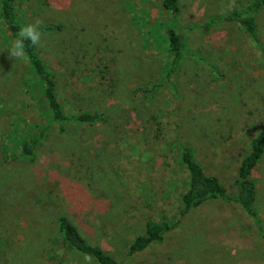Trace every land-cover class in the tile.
<instances>
[{"label":"rangeland","instance_id":"rangeland-1","mask_svg":"<svg viewBox=\"0 0 264 264\" xmlns=\"http://www.w3.org/2000/svg\"><path fill=\"white\" fill-rule=\"evenodd\" d=\"M248 1L178 0L185 45L166 82L161 0H14L23 26L41 21L36 50L67 119H50L0 22V264H97L62 243L58 215L115 264H264V236L236 203L177 214L186 173L176 137L233 195L237 162L264 125V58L219 20ZM254 19L264 44V7ZM77 107L103 120L75 122ZM250 176L264 230V152ZM168 220L161 241L127 253L145 224Z\"/></svg>","mask_w":264,"mask_h":264},{"label":"trees","instance_id":"trees-1","mask_svg":"<svg viewBox=\"0 0 264 264\" xmlns=\"http://www.w3.org/2000/svg\"><path fill=\"white\" fill-rule=\"evenodd\" d=\"M161 3L170 19V29L167 30L166 40L168 66L164 76V81L167 82L180 65L182 49L185 45V35L182 31L186 26L179 19L178 0H161ZM262 7H264V0H249L241 9L231 10L220 17L219 20L235 22L242 29L247 40L254 44L256 50L264 58V44L256 30L254 19L256 12ZM0 22L9 38L14 42L17 39L19 29L24 27L15 9L14 0H0ZM25 54V61L32 71L41 96L45 100L50 119L53 121L66 120L64 106L57 96V84L54 74L41 60L36 46L31 45L28 41H25ZM74 112L72 119L75 122L91 125L103 120L102 115L96 111L83 110L77 107ZM176 139L179 146V163L186 173L184 189L179 196L178 216H185L192 208L209 200L219 199L223 202H234L252 219L259 233L264 236V230L260 226L259 217L253 205L255 187L250 176L264 152V125L255 132L247 144L245 153L241 155L237 162L233 180L235 186L233 195L227 193L215 174L205 171L204 167L196 160L193 149L189 144L177 137ZM36 140V138L31 137L21 142V151L24 156L32 155ZM56 222L60 239L66 247L80 254H87L97 264H115L114 259L106 254L97 242L85 238L67 216L58 215ZM174 224L169 220L145 224L143 232L137 234L128 244L127 253H139L146 249L151 242L161 241L164 233Z\"/></svg>","mask_w":264,"mask_h":264},{"label":"clouds","instance_id":"clouds-1","mask_svg":"<svg viewBox=\"0 0 264 264\" xmlns=\"http://www.w3.org/2000/svg\"><path fill=\"white\" fill-rule=\"evenodd\" d=\"M41 21L37 20L34 24L26 25L19 29L17 39L13 42L9 52L10 57L17 59H26L25 41L36 46L40 44L41 32L38 30V25ZM86 260H91V257L85 255Z\"/></svg>","mask_w":264,"mask_h":264}]
</instances>
